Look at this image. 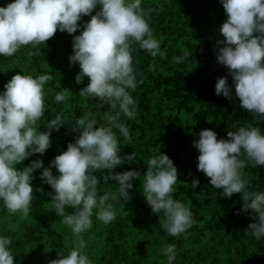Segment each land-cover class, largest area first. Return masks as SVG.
I'll return each mask as SVG.
<instances>
[{
    "label": "clouds",
    "instance_id": "clouds-1",
    "mask_svg": "<svg viewBox=\"0 0 264 264\" xmlns=\"http://www.w3.org/2000/svg\"><path fill=\"white\" fill-rule=\"evenodd\" d=\"M220 3L227 19L219 29L224 39L217 41L223 45L217 60L228 69L232 85L227 76L219 77L215 92L231 101L234 86L239 107L264 116V0ZM98 6L100 10L91 15ZM149 11L142 7V0H11L0 6V56H13L27 45L34 50L30 54L35 55L57 30L72 34L83 27L73 37L74 54L69 58L81 69L76 82L89 80L79 96L97 97L101 105H109V110L103 112L104 123L87 114L75 117L70 123L79 133L75 142H69L40 174L53 190L51 210L71 229L76 241L68 254L59 255L49 264H92L82 234L92 227L94 214L105 225L116 219L113 202L125 205L131 199L134 179L141 181L151 212L162 213L160 226L168 235L180 236L195 222L190 207L174 198L178 169L166 153L151 157L143 176L135 169L112 172L137 155L133 152L122 156L117 135L119 132L123 138L129 137V127L121 117L131 119L136 115L131 92L140 81L133 67L132 46L138 44L153 57L161 52L160 40L154 37L149 24ZM87 15L91 18L82 26L78 22ZM189 56L190 51L185 50L174 60L181 63ZM52 79L46 73H17L0 92V204L12 214H29L34 199L33 173L43 167V161L33 160L23 168L18 165L36 153L43 155L51 147V132L66 123L62 114H56L47 121V130H40L39 122L46 111L44 86ZM69 92L57 90L55 101H65ZM227 137L217 139L211 129L199 132V139L193 141L199 152L197 168L210 178L212 187L222 190L221 196L243 193L241 210L250 209L256 218L248 233L259 240L264 238V191H248L242 169L247 162L264 166V129L247 124L228 131ZM53 167L58 175L53 174ZM104 170H108L105 179L117 182L115 191H99V176L94 173ZM198 185L199 180L191 181L192 188ZM11 244L9 236L0 235V264H14ZM160 252L167 264H175V244H165Z\"/></svg>",
    "mask_w": 264,
    "mask_h": 264
},
{
    "label": "trees",
    "instance_id": "trees-1",
    "mask_svg": "<svg viewBox=\"0 0 264 264\" xmlns=\"http://www.w3.org/2000/svg\"><path fill=\"white\" fill-rule=\"evenodd\" d=\"M10 2L0 0V6ZM142 7L150 10L149 24L154 37L160 40L161 52L153 57L138 44L132 46L133 67L140 81L131 92L136 115L131 119L121 117L129 127V137L125 139L119 132L117 135L121 155H137L112 172L135 169L143 176L148 160L166 153L178 169L174 198L190 207L195 222L180 236L168 235L160 226L162 213L151 212L141 181L134 179L131 199L125 205L113 202L114 221L105 225L93 215L92 227L82 234L86 252L92 264H167L160 249L172 243L177 249L175 264H264V238L258 240L248 233L256 218L250 209L241 210L243 193L221 196L222 190L212 187L210 178L198 170L199 152L193 144L202 129L215 131L217 139H227L228 131L247 124L264 129V116L239 107L234 86L231 101L215 92L219 77L227 76L232 85L228 69L217 60L223 46L217 41L224 39L219 29L227 19L223 5L220 0H142ZM99 10L98 6L91 15ZM91 15L83 16L78 23L83 26ZM82 30L72 34L57 30L35 55L30 54L34 50L27 45L13 56H0V92L17 73L50 74L53 79L44 86L46 111L39 122L40 130L46 131L47 121L56 114H62L66 122L51 132V147L43 155L36 153L18 165L23 168L33 160L43 161V167L33 173L34 199L29 214L9 213L0 204V235L12 240L14 264H49L59 255L68 254L76 242L71 229L51 210L53 190L40 174L69 142H75L79 133L70 124L75 117L87 114L104 123L103 112L109 110V105H101L97 97L79 96L89 80L76 82L81 69L69 58L74 54L73 37ZM185 50L191 56L176 63L174 57L183 56ZM60 89L70 92L65 101L58 103L54 97ZM52 171L59 174L54 167ZM94 174L99 176L101 193L115 191L117 182L105 179L108 170ZM242 178L248 181V191H264V166L247 162ZM194 179L199 185L192 188Z\"/></svg>",
    "mask_w": 264,
    "mask_h": 264
}]
</instances>
